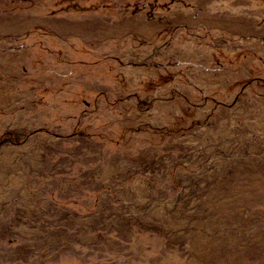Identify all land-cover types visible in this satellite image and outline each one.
<instances>
[{
    "label": "rangeland",
    "instance_id": "rangeland-1",
    "mask_svg": "<svg viewBox=\"0 0 264 264\" xmlns=\"http://www.w3.org/2000/svg\"><path fill=\"white\" fill-rule=\"evenodd\" d=\"M230 229L198 263L264 264V0H0V264H189Z\"/></svg>",
    "mask_w": 264,
    "mask_h": 264
},
{
    "label": "bare ground",
    "instance_id": "bare-ground-1",
    "mask_svg": "<svg viewBox=\"0 0 264 264\" xmlns=\"http://www.w3.org/2000/svg\"><path fill=\"white\" fill-rule=\"evenodd\" d=\"M223 187L225 188V192H226V189L227 191L231 192L229 190L230 189L229 186H223ZM223 193L224 192H221V194ZM234 199L233 201H238L239 203H241L240 197L239 199L238 198L237 199L234 198ZM233 201L227 202L228 204L225 203L224 201L223 202L217 201L213 203L212 208L217 211L215 214L213 212L214 216L220 217L219 212L226 211L228 207H232L231 204ZM234 210H236L237 213L239 212L237 208H235ZM214 216L211 218L210 226H214L216 221L218 222L217 217H214ZM223 221H225V219H223L221 222ZM240 228H241L240 230H243L241 226ZM224 230L226 229H222L221 231H224ZM224 234L222 235L220 234L222 237L215 238L216 240L213 238L206 239V238H198V237L191 239L190 245L194 252V256L189 261V264H199L198 259L204 260L209 257H211L212 259L221 258V257L227 258L230 255L232 249L233 248L236 249L238 243L242 240L232 236L233 235L232 229L228 230V234H226V232H224ZM238 249L247 250V242H245L243 248H238Z\"/></svg>",
    "mask_w": 264,
    "mask_h": 264
},
{
    "label": "trees",
    "instance_id": "trees-1",
    "mask_svg": "<svg viewBox=\"0 0 264 264\" xmlns=\"http://www.w3.org/2000/svg\"><path fill=\"white\" fill-rule=\"evenodd\" d=\"M39 29H44V28H42V27H39Z\"/></svg>",
    "mask_w": 264,
    "mask_h": 264
}]
</instances>
